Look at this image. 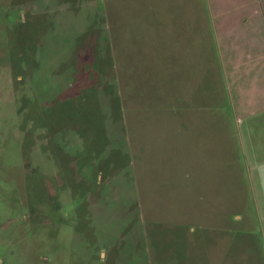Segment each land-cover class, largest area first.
Instances as JSON below:
<instances>
[{"label":"rangeland","instance_id":"obj_1","mask_svg":"<svg viewBox=\"0 0 264 264\" xmlns=\"http://www.w3.org/2000/svg\"><path fill=\"white\" fill-rule=\"evenodd\" d=\"M210 13L0 0V264H264Z\"/></svg>","mask_w":264,"mask_h":264},{"label":"crops","instance_id":"obj_2","mask_svg":"<svg viewBox=\"0 0 264 264\" xmlns=\"http://www.w3.org/2000/svg\"><path fill=\"white\" fill-rule=\"evenodd\" d=\"M209 6L247 191L264 229V0H209Z\"/></svg>","mask_w":264,"mask_h":264}]
</instances>
